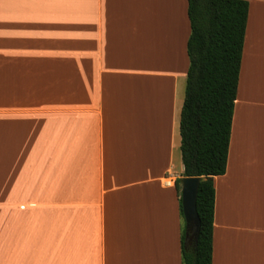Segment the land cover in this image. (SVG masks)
I'll return each instance as SVG.
<instances>
[{"label":"crops","instance_id":"crops-1","mask_svg":"<svg viewBox=\"0 0 264 264\" xmlns=\"http://www.w3.org/2000/svg\"><path fill=\"white\" fill-rule=\"evenodd\" d=\"M248 1L212 264H264V0ZM190 33L187 0H0V264H182Z\"/></svg>","mask_w":264,"mask_h":264},{"label":"trees","instance_id":"trees-1","mask_svg":"<svg viewBox=\"0 0 264 264\" xmlns=\"http://www.w3.org/2000/svg\"><path fill=\"white\" fill-rule=\"evenodd\" d=\"M190 65L180 118L185 176H204L197 194L201 219L196 245L182 233V264H212L214 176L227 170L232 121L239 87L248 0H187ZM181 188V179L177 181ZM181 215L184 220L182 198Z\"/></svg>","mask_w":264,"mask_h":264},{"label":"water","instance_id":"water-1","mask_svg":"<svg viewBox=\"0 0 264 264\" xmlns=\"http://www.w3.org/2000/svg\"><path fill=\"white\" fill-rule=\"evenodd\" d=\"M204 176H184L182 185V208L186 223V238L189 244L196 245L200 231L201 219L197 209V194Z\"/></svg>","mask_w":264,"mask_h":264},{"label":"rangeland","instance_id":"rangeland-1","mask_svg":"<svg viewBox=\"0 0 264 264\" xmlns=\"http://www.w3.org/2000/svg\"><path fill=\"white\" fill-rule=\"evenodd\" d=\"M254 81H255V82H259V81L256 80V74L254 75ZM255 82H254V99H255V101H256V100L258 101V99H259V95H260V93H259V91H260V87H259V85H257V86L255 87ZM263 86H264V85H263ZM263 92H264V87H263ZM179 136H180V133H179Z\"/></svg>","mask_w":264,"mask_h":264},{"label":"built area","instance_id":"built-area-1","mask_svg":"<svg viewBox=\"0 0 264 264\" xmlns=\"http://www.w3.org/2000/svg\"><path fill=\"white\" fill-rule=\"evenodd\" d=\"M165 182H166V183H171V182H173V181H172V179H166Z\"/></svg>","mask_w":264,"mask_h":264}]
</instances>
